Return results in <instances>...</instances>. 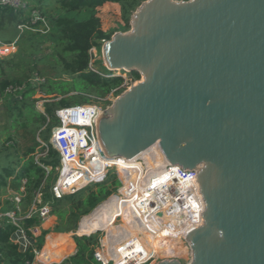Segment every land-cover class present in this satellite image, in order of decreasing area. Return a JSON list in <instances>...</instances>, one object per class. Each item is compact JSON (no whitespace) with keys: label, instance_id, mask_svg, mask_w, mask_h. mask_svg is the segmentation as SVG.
I'll return each mask as SVG.
<instances>
[{"label":"water","instance_id":"95a60500","mask_svg":"<svg viewBox=\"0 0 264 264\" xmlns=\"http://www.w3.org/2000/svg\"><path fill=\"white\" fill-rule=\"evenodd\" d=\"M129 25L102 48L141 77L98 122L105 155L197 170L188 264H264V0H146Z\"/></svg>","mask_w":264,"mask_h":264},{"label":"trees","instance_id":"16d2710c","mask_svg":"<svg viewBox=\"0 0 264 264\" xmlns=\"http://www.w3.org/2000/svg\"><path fill=\"white\" fill-rule=\"evenodd\" d=\"M35 3L33 7L38 8L42 15H45V6L49 3L57 4L58 10L67 14L64 17H57L56 20L51 18L52 25L56 34L54 36H47V41H50L51 48L56 49L55 61L61 67V74L58 75L57 80H48L43 89L46 95L50 96V102L44 104V113L36 112L34 103L31 97L34 95V90L29 89L21 94V100H15L9 109V115L12 121V128L27 129L30 125L34 126L33 135L43 126L47 125V129L40 133L43 135V140L46 142L48 148L47 156L39 158V164L34 160L33 155L36 152V145L26 146L25 153L21 156L15 149L16 142L11 146H0V196L9 188L10 183L19 192V187L23 183V194L26 196L21 199V202H29L32 200L34 194L40 192L42 196H48L49 188L54 180L51 179V171L59 166V154L49 144L51 129L58 124L57 118L54 116L55 110L69 105L64 96L71 93H90L95 92L98 96L103 97L116 91L124 82L121 76H115V72L103 70L104 74H98L89 68L90 54L92 48H99L102 41L111 39L112 33H107L102 29L101 21L96 18L95 12L104 6L115 5L119 7L120 19L124 23L127 30L130 29L129 21L133 12L146 0H32ZM187 1V0H184ZM81 16L80 19L74 18L72 15ZM25 21L22 12H16L8 7L0 6V41L4 44H10L14 38L18 36V25ZM48 21V19H47ZM49 25V24H48ZM30 30H24L21 33H28ZM10 35V36H8ZM25 36V34H24ZM32 36H34L32 34ZM20 38V37H19ZM43 42V41H42ZM39 44V43H37ZM67 75L70 80L65 81L62 78ZM133 81L139 80L140 75L136 72L128 74ZM14 81L3 80L0 83V94L8 88L15 86ZM60 94V99L55 98L56 94ZM59 98V97H58ZM84 102L86 98H82ZM48 121V124H46ZM52 121V123H51ZM39 136V137H40ZM9 141L13 140L8 138ZM33 140L34 137H33ZM115 163H123L122 161H115ZM74 166L75 162H73ZM103 166H106L103 164ZM118 167L120 166H111ZM52 168L48 171L47 169ZM130 181H134L133 177L140 180V170L130 169ZM133 176V177H132ZM80 177V178H79ZM93 177L74 176L73 181L77 186L87 185ZM50 181L52 183H50ZM138 183V182H137ZM120 183L117 180L115 173L110 172L105 181L101 183L92 184L72 195L63 196L60 199H55L51 195V199L47 202L51 206V214L57 215L63 226H57L53 229L56 233L48 234L46 241L43 244L44 237L48 231H43L39 239L35 240V246L21 253L18 250V245L15 244L11 237L21 228L27 235H30L29 229L39 226L42 221L36 216L32 215L30 218L20 219L16 226L7 219L0 220V264H34L36 252L37 262L46 264L42 259L44 256L54 257L60 248H66L70 240H63L62 236L68 230L74 227L79 218L89 214L96 208L99 202L106 200L112 193L116 191ZM118 199H114L112 203L106 202L98 208L92 216L87 219L86 225L82 222L78 229V235L92 234L99 228H103L106 232H111L113 229V221L119 215L124 216V210L129 208L131 202H134V212H128V215L136 213V206L139 201H121L117 205ZM46 202V201H45ZM20 203V202H19ZM8 205L5 207L4 214L10 210L15 211V202L6 201ZM112 241L113 254L115 262L118 261V256L115 254L116 246L122 243L121 234L115 229L113 230ZM97 243L96 237H79L76 238V246L73 244L71 249L76 250V253L69 258L73 261L69 264H98L94 257L93 246ZM184 247V244H183ZM185 251H188L185 248ZM142 254L143 252H138Z\"/></svg>","mask_w":264,"mask_h":264},{"label":"built area","instance_id":"2783aa9c","mask_svg":"<svg viewBox=\"0 0 264 264\" xmlns=\"http://www.w3.org/2000/svg\"><path fill=\"white\" fill-rule=\"evenodd\" d=\"M0 6L11 8L16 12H25L29 8L27 14L24 15L25 21L17 27L20 32L34 31L38 27H41L45 33L49 31L47 19L38 8L30 6V0H0ZM89 68L93 71L90 66ZM103 112L102 107L91 104L63 107L58 110L59 124L51 129L49 138V144L59 154L58 176L51 187V195L55 199L72 195L92 184L105 181L108 174L113 172L120 185L114 193L99 204L98 208L106 202L112 203L114 199H123L127 202L141 196V202L139 201V205L136 206L138 211L131 219V223L138 231L136 237L116 246L115 251L121 256L118 262L111 258L108 248H105L103 243L100 248L98 245V249L94 250L97 261L100 264H149L155 259H160L161 262L168 261L162 257L169 256L156 253L154 245L149 242L145 244V229L149 230L151 238L156 242L183 243L191 257L190 246L186 240L187 230L181 226L185 225L189 229L195 230L203 223L205 206L196 175V173L198 174L197 170H186L177 165H167L162 173L150 175L147 169H143V174L146 176L142 187L143 191H140L137 183L139 180L130 181L129 177L132 171L128 168L124 167L120 170L118 167L103 166L102 164L103 159L130 161L124 158H109L105 155L97 132V125ZM76 159L78 165L74 166L73 162ZM140 159L143 158L138 157L131 160L141 161ZM83 175L94 177L87 185L77 186L73 181L74 176ZM35 195L37 205L24 218L36 215L43 222L51 214V206L42 202L40 192ZM19 201L16 199L17 203ZM2 219H7L17 226L21 219L19 210L0 214V220ZM98 231H103L106 235L103 228L97 229L92 234ZM31 232L34 235L39 234L38 227H34ZM16 234L23 233L16 231L14 235ZM22 237L26 239L24 235ZM144 244L149 253L147 252L148 256L142 260L138 256V251H142L144 254ZM133 253L135 256H132Z\"/></svg>","mask_w":264,"mask_h":264},{"label":"rangeland","instance_id":"374dc122","mask_svg":"<svg viewBox=\"0 0 264 264\" xmlns=\"http://www.w3.org/2000/svg\"><path fill=\"white\" fill-rule=\"evenodd\" d=\"M34 4L35 3H33V1L30 0V6H35ZM58 9L59 8L57 4H53V3H49V5L45 6V15L47 16V19H48L47 22L49 24V31L47 33L42 31L41 27H38L34 31L29 32V34L18 32V36L14 38V40L10 44H4L0 41V83L3 80L14 81L17 83L15 86L8 88L6 91L0 94V146L1 147L11 146L13 145V142L15 141L16 142L15 149L17 150L18 154L21 156L22 154L25 153L26 146H34L35 143L37 142L38 146L36 145V152L33 155V158L38 164H39L38 159L43 158L47 156L48 154V148L46 146V142H44L43 140V135L40 136V133L47 129V125L43 126L34 135H33L34 133L33 125H30L27 129H24L23 127L22 128L17 127L13 129L12 121L9 115V109L11 108L12 103L15 100H21V94L24 91L29 90V89L34 90V95L31 97V101H33L34 103V109L36 112L44 113V104L47 102H50V96L46 95L43 87L46 84H48L47 83L48 80H53V81L57 80L58 79L57 77L59 74H61L60 72L62 71V69L61 67L57 65L55 61L56 60L55 59L56 49L51 48V43L50 41H47L46 37L49 35L54 36L56 34V31L54 30L53 25H52L53 21H51V18L56 20L57 17H64L67 15L64 12L59 11ZM28 10L29 8L25 10V12H22L23 15L27 14ZM72 16L76 19L81 18V16H77L75 14H73ZM94 16L101 21L102 29L105 32L112 33L111 38L113 37L115 33H124L128 31L125 28L124 23L120 19V10L118 6H115V5L104 6L103 8L98 9L95 12ZM2 34H6V32H2ZM32 34L34 36H32ZM106 42L107 41H102L100 43L99 48H93L89 51L90 58H91L89 66L93 69L94 72L101 74V75L104 74L103 70L105 69V67L103 66L102 48ZM128 74L129 73L115 72V76H121L125 80V82L116 90L118 91L117 93H111L103 97H97L98 95L95 92L71 93L69 95L64 96L65 100L69 102V105L65 107L91 104V105L100 106L103 108V110H105L106 108L110 107L112 102L118 96H120L124 91H126L132 84H135L141 81V77L139 80L133 81L132 78ZM61 79L65 81L70 80V78L67 75H63ZM83 97L86 98V100L81 103V101H83L82 99ZM55 98H57V101H58V99L61 98L60 94L57 93ZM61 108L59 109L57 108L55 110L54 116L56 118H57V112ZM57 120L59 124V119L57 118ZM46 124H48V121ZM33 137L35 140H33ZM8 138H12L13 140L9 141ZM74 162H75V165H78L77 159ZM115 164L125 165V163H115ZM129 166L132 167V169L140 170V180L138 182V185H139L140 191H143L142 187H143V184L145 183V174H143L144 173L143 165L142 164L140 165L138 163V164H132ZM57 168L58 166L55 167L53 171H51V179L54 180V182L58 176ZM50 169L52 168H49L46 171ZM133 180H136V179L133 177ZM23 183L18 188L20 193L16 191V188L12 186V182H11L9 188L6 189L3 192V194H1L0 213L3 212L2 209L8 206L6 204L7 200L10 202H15V208L16 210H19V217L21 219H23L26 215H28L33 210V208L37 205L36 203L37 199H36L35 194L31 201L23 202V203L21 202V199L26 197L23 194H21L23 193L22 192ZM50 183L52 182L50 181ZM53 184L49 188V192L47 194L48 196L46 197L45 195L42 196L43 203H47L50 201L51 199L50 190ZM139 195H140V192H139ZM16 199H19L20 203H17ZM103 201L99 202L98 205L102 203ZM121 201H124V200L118 199L116 204L120 205ZM132 201L141 202V196L135 197ZM137 205H139V203ZM134 207H135L134 202H131L129 208L124 210L125 215L124 216L122 215V217L119 215L117 218H115L112 224L113 229L111 232L105 231L106 232V235H105L103 231H98L97 233L90 235L92 237L97 238V243L93 246V250L98 249V245L100 248V246L103 243L105 248H108L111 258L114 260L113 246H115V243L111 242L113 230L116 229L121 234L122 242H124L125 237H134L137 235L138 230L131 223V219H132L131 215H128L129 211H132V213L134 212V209H135ZM137 209L138 207L136 208V210ZM11 211L13 210H10L8 212H11ZM89 214L79 218V220L76 221L72 229L68 230L67 232H64L65 238L63 240H69V238L71 237V241H72V242H70V240L68 241L66 248H60L54 257H48V256L42 257L43 258L42 260L46 264H69L73 262V261H70L69 258L76 253V250L71 249L73 244L76 246V238H79L82 236L89 237L86 235H78V232H77L82 220L86 225L87 219L90 216H92L94 213L88 216ZM64 223L65 222H62L57 215L50 214L49 217L45 221H43L39 226H37L39 229V234L37 233L36 235H34L33 232H31V230L34 227L29 229L31 236L27 235L21 228L18 229L17 230L18 232L22 231L23 233L19 235L21 236L24 235L27 241L29 242L28 245L24 241H19L21 245H19L18 243H15L18 245L19 252L24 253L28 249L34 247L35 240L39 239L43 231H48V233L46 234L43 240V244H44L46 241L47 235L51 233H56L53 231V229L60 225L63 226ZM145 232H149V230L145 229L144 233ZM146 242H149L150 244L154 245L156 253H163L164 255L169 256L167 258L162 257L165 260H177L181 264H188L190 262V259H191L190 252L189 250L185 251L183 247V243L181 242H178V243L172 242V241L156 242L153 239L148 240ZM144 249H145L144 254L143 253L138 254V256H140L142 260H145L144 258L147 257L149 253L148 248H144ZM38 253L39 252H36L34 264H40L37 262ZM115 254L118 256V260H119L121 256L118 255L116 251H115ZM132 256H135V254H132ZM97 262L98 264H100L99 261ZM158 262H161L160 259H155L149 264H158Z\"/></svg>","mask_w":264,"mask_h":264},{"label":"bare ground","instance_id":"6f19581e","mask_svg":"<svg viewBox=\"0 0 264 264\" xmlns=\"http://www.w3.org/2000/svg\"><path fill=\"white\" fill-rule=\"evenodd\" d=\"M122 161L123 163H125V165H123V164H115V161L116 160H112V159H110V160H107V159H103L102 160V164H104V165H108V166H113V165H115V166H120V167H125V168H130V169H132V167H130L129 165H132V164H142L143 165V168L144 169H147V171H150V169H151V167L146 163V161L144 160V159H140L141 161H138V160H130V161H124V160H122V159H117V161ZM109 161V162H108ZM113 164V165H112ZM148 174V173H147ZM146 176V175H145ZM92 177H94V176H92ZM63 239L65 238V235H63V237H62ZM14 239H17V241H24V242H26L27 243V245L29 244V242L27 241V239H24L21 235H19V234H16V236H15V238ZM150 239H153V238H151V236L149 237V238H146V240L144 239V242H145V244H146V241H148V240H150ZM145 244H144V247L146 248V246H145ZM37 256H39V253L37 254ZM120 260V259H119ZM118 260V261H119ZM117 261V262H118Z\"/></svg>","mask_w":264,"mask_h":264},{"label":"crops","instance_id":"0c3cea01","mask_svg":"<svg viewBox=\"0 0 264 264\" xmlns=\"http://www.w3.org/2000/svg\"><path fill=\"white\" fill-rule=\"evenodd\" d=\"M144 234H145L146 238H149V237H150V232H145ZM15 236H16V235H13V236L11 237V240H12L14 243H18L19 245H21V243H20L19 241H17L16 239H14ZM134 237H136V236H134ZM131 238H133V237H125V238H124V241H128V240H130ZM150 240H151V239H150ZM143 246H144V245H143ZM144 248H145V247H144ZM138 252H140V251H138ZM141 252H142V251H141ZM133 254H135V253H133Z\"/></svg>","mask_w":264,"mask_h":264}]
</instances>
